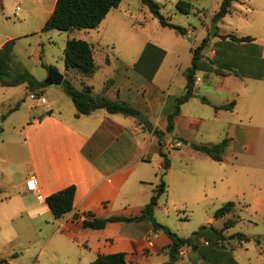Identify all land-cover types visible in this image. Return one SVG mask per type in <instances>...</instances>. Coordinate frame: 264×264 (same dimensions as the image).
<instances>
[{
	"label": "crops",
	"instance_id": "obj_1",
	"mask_svg": "<svg viewBox=\"0 0 264 264\" xmlns=\"http://www.w3.org/2000/svg\"><path fill=\"white\" fill-rule=\"evenodd\" d=\"M188 1L191 10L210 11L207 20L211 22H202L199 30L191 25L184 26L188 29L186 34L170 28V38L158 35L153 41L146 40L130 63L131 67H114L104 74L105 84L98 92L95 91V79L100 65L95 52L96 70L91 76L65 68L67 72L73 73V77H79L80 89L89 85L95 96L125 101L135 113L148 118L153 130H165L168 116L174 111L176 98L185 92L186 71L192 63V48L200 43L192 45L188 39L196 31L195 42L209 37L200 68L195 74L194 96L181 105L180 112L174 115L173 131L164 136V151L175 150L183 160V165L177 177H172L167 183V191L161 195L166 194V204L162 205L163 202L158 201L154 217L158 211H169L168 204L173 192L182 194L184 199L197 195L193 187L198 165L193 161L198 157L208 161L209 166L199 165L207 170L203 178L205 184L218 176L215 175L217 173L213 174L212 167L215 164L209 160L220 164L215 170L219 171L221 167L225 170L218 177L222 181H229V170L234 171V178L239 174V186H244L241 183L251 186L258 184L255 172L264 168V39L252 35L254 40L240 42L229 37L245 35L220 26L228 14L214 25L212 17L216 12L212 11L221 5L222 0ZM55 3L56 0L49 14ZM234 3L254 11L252 21L264 23V0H233L232 10L236 9ZM257 12L261 14L256 15ZM103 38L101 36L97 42L108 45V40ZM120 57V54L115 55L116 59ZM171 58L173 63L167 66ZM106 62L111 64L109 56ZM66 71L63 72L64 79L74 84ZM35 92L44 95L42 90L37 89ZM26 94L33 95L30 91ZM231 103L230 108H215ZM43 105H46V109L33 115V119L29 116L16 133L17 138L13 140L14 134H10L7 137L10 138L9 142L5 143L4 140L2 143L6 145L0 148V158L3 156L7 159V168L18 173L10 192L0 187V203L3 201L2 196L7 202H14L11 210H0V235L7 223L27 217L30 228L42 236L33 262L54 243L55 250H72L71 255L78 257L79 264H90L100 254L117 252L125 253L126 264L166 263L169 260L167 246L171 239L163 230L155 229L149 220L110 222L101 229L84 228L82 225L84 219L94 217H135L142 214L143 207L150 202L160 180L153 179L150 172L153 170L155 176H160L163 170L158 138L153 131H148L134 115L109 113L104 108L78 115L72 99L67 102V109L58 104L57 99L47 98V103ZM224 138L229 143L222 161H216L193 147V144H216L220 141L215 140L222 141ZM172 171L173 159L166 175ZM1 172L9 177L5 173L6 169L3 168ZM32 176L37 180L34 191L27 187V180ZM70 185L76 186L73 208L64 216L56 218L46 203V197ZM241 190L243 188L238 189L237 193L243 192ZM201 192L198 191V195ZM236 206L229 214L235 212ZM242 206V210L252 207L261 217L264 216V197L260 194L247 197ZM237 216L236 221L241 220L240 215ZM252 218L250 222H257V217ZM209 220L213 221L210 217ZM24 221L18 223L19 228L26 223ZM161 222L168 227L166 222ZM233 234L226 233V240L215 247L200 236L194 248H182L180 258L197 251V259L202 264H207L203 256L227 264L228 258L224 254L230 253L238 264H242L230 247L242 248L243 240L231 238ZM244 235L250 241L257 240L260 243L259 237ZM161 253L168 258L154 263L155 255ZM181 259L178 264H181Z\"/></svg>",
	"mask_w": 264,
	"mask_h": 264
},
{
	"label": "rangeland",
	"instance_id": "obj_2",
	"mask_svg": "<svg viewBox=\"0 0 264 264\" xmlns=\"http://www.w3.org/2000/svg\"><path fill=\"white\" fill-rule=\"evenodd\" d=\"M156 1L160 5L161 12L172 23L181 26L191 25L199 30L202 22H211L207 20L210 11L191 10L188 14H185L176 7L178 0ZM53 4L54 0H0V45L8 38H16L14 52L18 61L29 70L37 82L42 84L39 90H42L49 100L57 99L58 104H61L64 109H67V102H71V99L63 85H46L44 81L51 69H55L62 74L66 71L64 51L68 38H80L93 44L95 57L100 65L99 73L95 79V91L98 92L105 84L104 74L114 67L120 66L123 69L131 67L130 63L135 59L146 40L153 41L158 35L170 38L171 35V29L161 26L158 19L153 16L148 6L142 4L141 0H122L120 7L111 11L98 27V31H96L97 28L94 30L73 29L62 31L51 29L43 31V26L49 18V12ZM234 6L236 9H233L220 22V26L229 31H237V33L245 36L253 35L264 39V23L251 20L253 14H255L254 11L246 10L245 7L241 8L236 3H234ZM219 8L220 5H217L215 11L212 12H217ZM260 14V12L256 13V15ZM197 32L188 39V42H191L192 45L201 42V38L195 42ZM101 36L104 37L103 39L108 40V45L97 42V39ZM118 54L121 55L120 59L115 58V55ZM108 56L111 58V64L106 62ZM172 59L168 60L167 66L173 63ZM66 73L69 74L68 78H71L75 86L80 89L79 77H73L72 72L66 71ZM29 91L35 96L42 95L41 92L29 90L24 84L18 86L0 85V148L9 142L10 138L7 137L10 134H14L13 140L17 138L16 133L25 125L29 116L33 119V115L46 109V105L41 104L37 98L33 99L30 94H26ZM16 104H19V108L9 112ZM3 114H7L4 119L2 118ZM4 140L5 143H2ZM215 141L219 142L221 140ZM166 152L171 157V161L173 159L174 167L171 174L164 176L166 182L169 183L172 177H177L179 174L183 160L173 149ZM6 161L5 157L0 158V187L10 192L18 173L7 168L9 164ZM193 162L198 165L195 168L197 179H195L193 187L197 195H192L191 199H184L182 194L176 193V191L173 192L171 202L168 204L170 206L169 211H158L155 220L158 223H162L161 221L166 222L170 229L180 236L187 237L203 226L207 227L206 231L209 230L211 225L218 229L223 228L226 220L236 219L238 218L237 215H240L241 220L228 228L226 233L240 232L249 237H259L260 243L257 240L256 242L250 241V239V242L243 240L242 248L232 249L230 247V250L242 264H264V216L261 217L259 212H255L252 207L248 210H242V205L247 197L256 194L264 197V168L262 167L255 172L258 184L251 186L241 183L244 186H239V174L234 178V171L229 170V181H226V179L222 181L218 177L223 175L225 170L223 167L219 168V171L215 170L220 164L209 160V162L215 164L212 167L214 168L213 174L217 173L215 175L218 176H215L213 181H207L205 184L203 178L207 170L199 167V165L207 164L209 166L208 161L198 157ZM3 168L6 169L5 173L9 177L2 174ZM150 173L153 179H160V176H155V171L151 170ZM201 183L202 186H200ZM241 188H243L241 190L243 192L237 193V190ZM201 190V194L198 195V191ZM2 199L0 210H11L14 202H7L4 196H2ZM165 199L166 194L159 200L160 203L163 202L162 205L166 204ZM229 201L237 204L235 212L225 218H215V211ZM209 217L213 221L209 220ZM252 217H257V222H250V219H253ZM22 220H25L26 223L21 225L22 228H19L18 223ZM40 239H42V236H39L35 230L30 228L27 217L7 223L0 235V264H79L78 257L71 255L72 250H55L54 243L40 254L37 261L33 262L38 254L37 248L41 245L38 243ZM226 247L228 246L226 245ZM198 257L199 253L197 251H191L184 258H180V263L202 264L197 259ZM164 258L167 259L168 257L162 253L155 255L154 263Z\"/></svg>",
	"mask_w": 264,
	"mask_h": 264
},
{
	"label": "trees",
	"instance_id": "obj_3",
	"mask_svg": "<svg viewBox=\"0 0 264 264\" xmlns=\"http://www.w3.org/2000/svg\"><path fill=\"white\" fill-rule=\"evenodd\" d=\"M122 0H56L54 9L43 26V31L58 29L62 31H70L73 29H94L97 28L107 14L114 8L120 6ZM143 5L148 6L151 13L158 19L163 27H169L176 30L180 34H186L188 29L184 26L172 23L160 10V5L156 0H141ZM233 0H222L219 10L213 15L212 21L214 25L223 17L232 12ZM176 7L182 13L188 14L191 11V3L188 0H178ZM236 41H252L254 37L247 35L237 37L229 35ZM209 41V37H205L196 47L192 48V63L186 71V88L185 92L178 96L175 100L174 111L168 116V124L165 130L155 128L153 134L158 138L159 154L163 158V170L160 173V180L157 184L154 194L150 202L142 209V214L135 217L110 216L106 218L94 217L92 219H84L82 225L84 228L101 229L110 222L125 221L133 222L139 220H149L154 225L155 229L163 230L171 239L167 246L169 260L164 264H178L180 252L184 246H196L200 236H203L211 246H218L226 240L224 232L232 227L237 221L229 219L225 221L222 229L203 226L200 230L194 232L190 236H180L177 232L169 227L158 223L155 220L154 213L158 204L159 198L166 193L168 184L164 179L168 170L171 167V159L169 154L164 151V136L166 133H171L174 128V115L180 112V107L183 103L194 96L195 74L200 68V60L203 58V50ZM16 38L8 39L0 46V85L1 86H18L25 84L29 90L36 91L41 87V83L37 82L34 76L27 70L20 61H18L14 48ZM64 61L67 69H74L85 76H91L96 70V62L94 58V47L87 40L80 38H70L66 42L64 51ZM51 69V68H49ZM63 87L72 99L79 114H90L98 108H104L109 113H123L125 115H134L136 112L127 102L119 100H110L103 96H95L92 94V87L84 85L82 89H78L69 79H64ZM203 101L207 102L205 98ZM231 104L223 106H215L216 109L230 108ZM19 108V104L13 106L9 112ZM7 114H3L4 119ZM140 123H142L140 121ZM229 140L224 138L216 144H193V147L210 156L216 161L223 160V154L228 146ZM76 186L70 185L46 197V203L52 210L56 218L64 216L73 208ZM235 202L229 201L224 203L215 211V218H221L231 213L235 209ZM239 240L249 241L243 233L237 232L231 236ZM215 252V251H214ZM220 253V252H219ZM227 255L228 264H238L230 255ZM218 255H216L217 257ZM207 264H222L220 260L210 259L203 256ZM220 257V256H218ZM217 257V258H218ZM90 264H126L125 253L117 252L111 254H100Z\"/></svg>",
	"mask_w": 264,
	"mask_h": 264
},
{
	"label": "water",
	"instance_id": "obj_4",
	"mask_svg": "<svg viewBox=\"0 0 264 264\" xmlns=\"http://www.w3.org/2000/svg\"><path fill=\"white\" fill-rule=\"evenodd\" d=\"M64 81V75L55 69L49 70V74L45 79L44 83L46 85H61ZM134 116L138 118L148 131H153V124L148 120V118L141 113H134Z\"/></svg>",
	"mask_w": 264,
	"mask_h": 264
},
{
	"label": "built area",
	"instance_id": "obj_5",
	"mask_svg": "<svg viewBox=\"0 0 264 264\" xmlns=\"http://www.w3.org/2000/svg\"><path fill=\"white\" fill-rule=\"evenodd\" d=\"M33 98H37L42 104L47 103V98L44 95L41 96H35V94L32 95ZM27 187L29 190L34 191L37 188V180L35 176H32L30 179L27 180Z\"/></svg>",
	"mask_w": 264,
	"mask_h": 264
}]
</instances>
